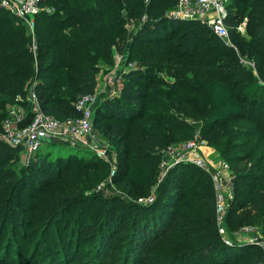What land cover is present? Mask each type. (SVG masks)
Wrapping results in <instances>:
<instances>
[{
  "label": "trees",
  "instance_id": "16d2710c",
  "mask_svg": "<svg viewBox=\"0 0 264 264\" xmlns=\"http://www.w3.org/2000/svg\"><path fill=\"white\" fill-rule=\"evenodd\" d=\"M177 2L47 0L51 10L36 15L33 34L0 7V131L13 106H29L31 93L45 113L61 120L79 117L76 101L96 91L101 64H113L114 53L126 51L128 62H135L119 95L94 107L93 115L96 123L106 121L102 134L118 151L114 184L131 198L84 195L108 171L97 156L77 164V154L55 155L42 146L18 170L21 148L0 140V241L7 228L14 231L7 233L6 256L14 244L19 256L18 242L40 229L45 242L37 247L45 243L44 249H33L27 264L76 261L80 226L75 239L73 229L59 226L74 214L82 219L89 213L96 223L90 227L94 236L81 240L92 254L87 264H264L260 244H227L220 234L211 171L181 162L152 189L160 150L192 138L195 125L187 119L199 121L200 137L236 174L226 218L230 231L257 226L264 238V0L228 1L225 23L233 45L200 20L168 18ZM127 22L136 26L131 37ZM243 23L245 34L239 30ZM158 72L170 80L149 75ZM44 144L57 148L59 142ZM151 194L152 203L138 201ZM93 201L97 208L90 212ZM58 255L64 256L61 262ZM0 264L25 263L19 257Z\"/></svg>",
  "mask_w": 264,
  "mask_h": 264
},
{
  "label": "built area",
  "instance_id": "2783aa9c",
  "mask_svg": "<svg viewBox=\"0 0 264 264\" xmlns=\"http://www.w3.org/2000/svg\"><path fill=\"white\" fill-rule=\"evenodd\" d=\"M229 0H178L176 5L166 12L168 18L180 20H200L209 25L215 35L229 44V30L225 23L227 16V3ZM0 7L8 10L17 19L22 21L28 28V33L33 34L36 15L42 11H50L51 6L47 0H0ZM146 17H144L145 19ZM239 30L246 33V26L243 23ZM34 50L36 46L33 45ZM123 55H118L117 62L122 60ZM244 62V61H243ZM118 64V63H117ZM246 64L254 66V63L247 61ZM128 68V66H127ZM130 68V67H129ZM128 68V69H129ZM256 72V71H255ZM264 83V81H263ZM31 109L25 110V114L16 110L24 105L13 106L3 121V129L0 131V140L9 143L14 147H20L22 150L23 161L28 163L31 158L40 151L47 140H55L68 146H81L87 144L88 136L93 122L94 105L97 102V94L90 93L81 95L76 101L77 108L81 115L75 118L58 119L51 114L45 113L36 100L34 93L30 94ZM30 114V117L28 115ZM28 117V118H27ZM206 140L200 137V133H195L194 137L178 145H169L160 150L162 160L160 162L161 170L164 175L172 167L181 162H192L201 168L212 172V176L217 189L223 190V175L220 168H211V162L202 153ZM96 150L98 156L106 157L105 149L92 147ZM221 163V164H220ZM222 169H229V164L220 161ZM116 169L113 168V175ZM225 189H229V194L218 193L217 213L219 232L227 244L234 242L226 232L223 226L225 221L223 199L232 197V185L226 184ZM226 197V198H225ZM155 196L139 198V202L150 204ZM243 231H255V227L246 226ZM249 242L260 244L264 248V242L259 236L252 237Z\"/></svg>",
  "mask_w": 264,
  "mask_h": 264
},
{
  "label": "rangeland",
  "instance_id": "374dc122",
  "mask_svg": "<svg viewBox=\"0 0 264 264\" xmlns=\"http://www.w3.org/2000/svg\"><path fill=\"white\" fill-rule=\"evenodd\" d=\"M126 26H127V28H130L129 37H131L135 31L136 26H135V24L132 25L131 23H128V22L126 23ZM230 45H233V44H230ZM127 52L128 51H126L124 53V55L122 56V60L124 59L125 61L128 62L129 60L127 59ZM118 55H120V54H118V52L114 53L113 64L112 63L101 64L100 72L97 75V88L95 91V93L97 94V102L94 105V107H96L98 104L102 103L107 98H115L119 95L120 87L125 80L126 71L128 70L129 67H132L135 65V62H131V61L128 62V64H126L128 66V68H126V65L122 66L121 64H117V61H118L117 56ZM241 60L244 61V64L248 61V59H246L245 57H241ZM246 65H248V64H246ZM249 66H251V65H249ZM252 68H253V66H252ZM254 72H255V70H254ZM149 75H151L152 77L155 75L159 79L162 78L165 80V78H166L167 80L168 79L170 80L169 77L165 76V72H161V73L158 72L157 75H156V73H150ZM149 84L152 85L151 83H149ZM25 107H27V108L20 107L16 111L19 113L25 114V110L31 109L30 105L29 106L25 105ZM93 115H94V110H93ZM187 121H189L195 125L194 135H195V133L201 134V131H200L201 126H202L201 122L194 121L193 119H187ZM105 123H106V121H103L101 124L96 123L94 121L92 122V127L90 130L89 136H88L87 144L81 145L82 148H72L71 146H66V145H63L61 143H59L57 145V148H54L55 146H48V145L45 146V144L43 145V147H45L44 149H46V151L52 150V151H54L53 154L60 155V156H62V153H66L67 151L73 152V154H75V155L77 154L79 156L77 158V164L81 161H88L90 159H93L96 156L109 164L108 171L105 173L106 174L105 178L103 180H101L100 182H98V184L95 185L93 188L85 189V193H84L85 196L86 195L87 196H94L98 193L103 192L106 197L111 196V195L113 196L115 194L128 197V194L123 193L114 184V176L116 175V171L118 170L119 157H118V151H117L116 147L102 134V129H101L102 126L101 125L105 124ZM185 141H187V140H185ZM185 141L175 142L174 144L172 143L170 145H178V144H181ZM206 142L207 143L203 147L202 153L211 162L210 164H211L212 171L214 170L212 166H214L216 168H220L222 175L224 176L223 177V187H222L223 190L221 191L220 189H217L216 186H215V188L218 192L223 193L224 195H226V194L228 195L230 192H229V189H225V186H226V184L233 186L236 174H235L234 170L232 169L231 163L229 162V160H225L223 157H221V155L218 152V149L215 146H213L208 140H206ZM94 146H97L98 148L105 149L106 154H107L106 157L98 156L96 150L94 148H92ZM160 160H162V158ZM220 161L227 162L229 164V169H227V170L222 169L221 165H220L221 164ZM244 164L245 163H240V166H243ZM28 165L29 164H27L26 162L23 161L22 156L20 157V161L15 162V167L18 170H22L25 166H28ZM239 167H237L235 169L236 170L241 169V167L240 168ZM113 168L116 169L114 175H113ZM168 174H169V172L164 175V172L161 170L160 165H158V173H157V178H156L157 181L155 182V184L152 187L153 191H155L158 188V186L160 185L162 180L165 179ZM214 184H215V182H214ZM22 191H23V195L25 196V194H24L25 191L23 189H22ZM232 192H233V187H232ZM233 196L234 195L232 194V197H230L228 199H223L224 206H225L224 213H223L225 221H223V226L225 227L226 232L229 233V236L232 239H234V241L237 240V242H240V243L248 242L254 236H261V235H258L257 226H253V227H255V231H243V228L246 226L241 227L237 230L234 229V230L230 231L226 218H227V211L230 207V201L233 199ZM89 198H92V197H89ZM128 198H131V196L129 195ZM26 199H30V198L26 197ZM96 204H98V201H93L90 212L96 210V208H97V207H95ZM87 206H88V204H85L84 206H82V209H86ZM75 212H76V209L74 207V208H72V210L68 214H74ZM73 216L74 217H72L70 221L63 220V224L60 223L59 227L60 228L66 227V228L73 229L74 234H75L74 235V239H75L76 233L79 232V231H77L76 228L78 226H80V230H81L80 232H82L83 237L80 238L77 242L79 249L77 252L74 253V256H77V259H76V261H73L70 264H87V261L90 258V256H92V254H90V253L87 254V250H89V248L86 247L87 243L83 242L81 244V240H83L84 238H90L92 235L94 236V234H92V233L90 234V232H92L90 227L96 223V219H95V217H93V218L89 217V213L86 217H83L82 219H79L75 214ZM68 218H70V217H68ZM54 223H56V221ZM247 226H249V225H247ZM218 227H219V225H218ZM173 228H170L169 231L170 230L172 231ZM6 232L7 233L9 232V236L14 234V231L12 229H9V228H7ZM7 233H6V235H4L3 241H0V259H2V260L4 259L5 263L14 262L15 258L21 257V258H23V263L27 264L26 261L28 259H30L33 255V249L38 248L37 253L43 251V249H44L42 246L45 243L42 246L37 247L39 240L40 241L43 240L45 242V240L42 237L41 230L39 229V230H37V232L34 235H31L30 237H28V239L26 241L20 240L18 242V244H20L19 245L20 249H19V253H18L19 256H17V251L15 249L17 244H14V247L11 249V253H9V256H6L4 254V249L7 248L8 243L10 241V238L7 236ZM55 234H57V232L53 231V235H55ZM262 237H261V239L264 242V238H262ZM92 240H94V239H92ZM119 242H120V240H118V238H116L115 242H114V244H115L114 248H116V246L119 244ZM73 244H75V240H74ZM155 245L158 246V242H156ZM70 255L73 256L71 253H70ZM151 256H157V252L155 251L154 253L151 254ZM40 257H42V256H39V258ZM47 257L54 258V256H47ZM63 257L64 256L58 255L55 258H57L59 260V262H61L60 260H62ZM7 258H10V259L7 260ZM73 258H76V257H71L68 259L71 260Z\"/></svg>",
  "mask_w": 264,
  "mask_h": 264
},
{
  "label": "crops",
  "instance_id": "0c3cea01",
  "mask_svg": "<svg viewBox=\"0 0 264 264\" xmlns=\"http://www.w3.org/2000/svg\"><path fill=\"white\" fill-rule=\"evenodd\" d=\"M117 63L121 64V65H125L126 61L123 59V60H121V62H117ZM126 68H127V66H126Z\"/></svg>",
  "mask_w": 264,
  "mask_h": 264
}]
</instances>
